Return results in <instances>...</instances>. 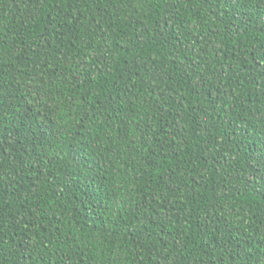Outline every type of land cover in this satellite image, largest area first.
Here are the masks:
<instances>
[{
  "label": "trees",
  "instance_id": "obj_1",
  "mask_svg": "<svg viewBox=\"0 0 264 264\" xmlns=\"http://www.w3.org/2000/svg\"><path fill=\"white\" fill-rule=\"evenodd\" d=\"M0 264H264V0H0Z\"/></svg>",
  "mask_w": 264,
  "mask_h": 264
}]
</instances>
